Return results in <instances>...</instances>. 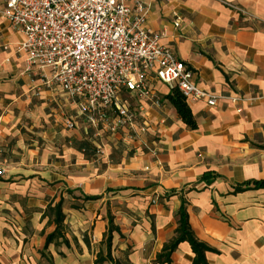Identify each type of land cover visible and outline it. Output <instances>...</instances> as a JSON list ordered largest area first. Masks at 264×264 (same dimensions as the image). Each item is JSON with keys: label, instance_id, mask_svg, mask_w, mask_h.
<instances>
[{"label": "crops", "instance_id": "1", "mask_svg": "<svg viewBox=\"0 0 264 264\" xmlns=\"http://www.w3.org/2000/svg\"><path fill=\"white\" fill-rule=\"evenodd\" d=\"M144 1L148 25L166 30L163 44L198 87L242 101L186 102L191 130L166 100L170 87L155 81L160 105L136 97L130 107L149 127L141 139L150 151L112 137L100 165L81 148L97 143L77 106L58 89L35 93L17 53L23 36L0 15V264H113L108 242L115 262L155 264L181 202L197 240L215 250L207 264H264V0H222L245 16L219 0ZM60 198L55 234L42 213ZM171 255V264L194 257L186 242Z\"/></svg>", "mask_w": 264, "mask_h": 264}, {"label": "built area", "instance_id": "2", "mask_svg": "<svg viewBox=\"0 0 264 264\" xmlns=\"http://www.w3.org/2000/svg\"><path fill=\"white\" fill-rule=\"evenodd\" d=\"M0 5L1 17L23 36L17 53L35 78V93L58 89L76 105L87 129L100 140L97 154L105 155L103 140L112 137L137 141L150 151L141 139L149 127L130 107L136 97L160 105L155 81L175 87L186 102L204 100L214 107L219 100L242 101L198 87L193 70L163 44L166 30L148 25L151 8L144 0H0ZM172 15L178 28L183 21ZM62 124L68 131L76 128L70 116Z\"/></svg>", "mask_w": 264, "mask_h": 264}, {"label": "trees", "instance_id": "3", "mask_svg": "<svg viewBox=\"0 0 264 264\" xmlns=\"http://www.w3.org/2000/svg\"><path fill=\"white\" fill-rule=\"evenodd\" d=\"M166 100L168 104L176 110V113L182 123H184L191 130L196 129L197 124L195 123L191 110L188 108L185 98L175 87L170 88V92L167 94ZM263 183L264 182H259L257 185L260 186L263 185ZM87 199L91 198L87 197ZM62 206L63 199L60 198L56 203H54L53 201L50 202L42 213L44 217L47 216L49 218L48 223H52L54 225L56 229L55 234L58 232V228L62 226L65 218V215L62 213ZM177 211V227L174 230L173 237L170 239V241L163 245L162 249L156 256L155 264H171V254L182 242L188 243L190 245L192 254H194L191 264H207L205 252H215V250L209 247L205 242L197 240V238L195 237L191 226L188 224V215L185 211L184 202H181V205ZM55 234L48 235L47 242H49ZM107 249V259L113 264H120L119 261L115 262L110 257L109 242ZM101 260L102 257L97 256L94 264H101Z\"/></svg>", "mask_w": 264, "mask_h": 264}, {"label": "rangeland", "instance_id": "4", "mask_svg": "<svg viewBox=\"0 0 264 264\" xmlns=\"http://www.w3.org/2000/svg\"><path fill=\"white\" fill-rule=\"evenodd\" d=\"M90 138H91V140H94L96 143L100 142V140H97L96 138L93 137L92 132H91ZM115 139H117V138H114V140ZM119 141L121 142V140H119ZM106 142H107L106 140H103V143H106ZM80 144H81V148L85 149L84 152L93 156V158L96 160V162L98 164H100V165L105 164L103 161L106 158V155H107L106 153H105V155L104 154H97L96 153V147L93 144H91L88 140H83V142H81ZM107 157H109V155H107Z\"/></svg>", "mask_w": 264, "mask_h": 264}]
</instances>
